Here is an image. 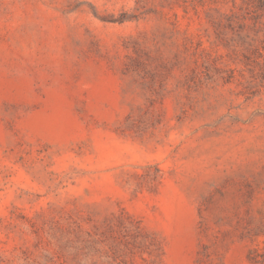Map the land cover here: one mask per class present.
Wrapping results in <instances>:
<instances>
[{"label":"rangeland","instance_id":"374dc122","mask_svg":"<svg viewBox=\"0 0 264 264\" xmlns=\"http://www.w3.org/2000/svg\"><path fill=\"white\" fill-rule=\"evenodd\" d=\"M0 264H264V0H0Z\"/></svg>","mask_w":264,"mask_h":264}]
</instances>
